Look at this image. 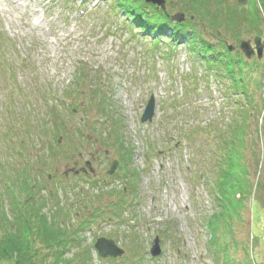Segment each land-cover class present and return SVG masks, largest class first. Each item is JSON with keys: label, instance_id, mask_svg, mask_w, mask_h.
<instances>
[{"label": "rangeland", "instance_id": "1", "mask_svg": "<svg viewBox=\"0 0 264 264\" xmlns=\"http://www.w3.org/2000/svg\"><path fill=\"white\" fill-rule=\"evenodd\" d=\"M252 2L262 17L256 29L237 40L226 32L221 35L234 48L240 39L254 47L253 38L259 37L263 49L257 59L262 60L264 17L257 0H224L229 6L251 7ZM108 4L109 0H0V159L14 158L16 163L14 152L22 149L27 158L37 155L44 161L45 146L52 143L55 154L45 161L47 171L39 176V187L43 194L57 190L55 198L61 196L63 204L68 198L60 189L64 186L81 187L84 195L89 186H97L108 194L104 201L119 199L124 189L117 214L100 217L79 234L81 246L91 247L86 264H130V255L142 251L148 258L144 264H224L225 257L227 264H264V141L257 133L264 115V110L257 113L264 102V82L259 91L250 86L256 106L248 125H243L234 105L244 103V97L228 91L226 80L203 77V66L193 61L187 48L155 47L151 36L142 37L123 25ZM76 87L80 95L74 93ZM95 87L99 100L90 98ZM151 95L154 114L141 122ZM63 100L71 103L74 115L52 132L48 112L67 115ZM77 105L84 110L78 112ZM230 122L246 130L236 163L257 185L237 205L236 214L214 221L221 228L213 238L204 222L218 208L200 169L216 164L211 152L217 151L218 132ZM65 131L68 140L62 136ZM63 146L68 153H62ZM64 154L72 160L66 163ZM113 160L118 163L108 175ZM85 161L91 169L86 176L65 175ZM91 192L98 193L95 188ZM155 236L161 252L151 257L148 249ZM98 237L112 239L124 250L122 256L99 258L93 248Z\"/></svg>", "mask_w": 264, "mask_h": 264}, {"label": "trees", "instance_id": "2", "mask_svg": "<svg viewBox=\"0 0 264 264\" xmlns=\"http://www.w3.org/2000/svg\"><path fill=\"white\" fill-rule=\"evenodd\" d=\"M254 3L249 7L247 3L229 6L224 4V0H165L162 9L144 0H109L108 8L117 12L123 19V25L134 30V33L142 37L151 36L155 47L164 44L168 49L187 48L193 61L203 66V77L226 80L228 91L244 97V103L234 107L238 109L241 123H246L247 126L248 117L253 114L256 106L252 104L255 91L252 87L259 91L264 82V59L247 60L237 48L228 51L221 33H229L231 39L237 40L254 31L262 20ZM257 4L264 17V0H257ZM175 13H182L183 20L171 19ZM210 34L215 37L213 41L208 37ZM256 71L257 76L253 75ZM194 73L196 74L195 69ZM95 89L90 98L99 100L101 95L98 88ZM74 93L80 95L79 87H76ZM63 105L67 108V115L54 109L48 112L52 132L62 129L64 123L74 115L69 101L63 100ZM75 109L80 112L84 107L77 105ZM263 110L264 102L257 113L260 114ZM260 126L257 133L262 135L264 141V115ZM237 127L233 122L224 123V128L218 132V152H211L215 154L216 164L212 169H200L201 176L205 177V186L212 192L214 207L218 208L204 222L213 238L221 228L218 221L222 218L230 219L232 214H236L237 205L257 185L256 181L251 183L246 178L243 167L236 163V155L240 153L237 146L247 138L246 130ZM62 136L64 140L69 139L66 131ZM191 136L192 133L190 138ZM62 148V153H68L64 146ZM52 149V143L45 146V159L40 160L41 162L37 155L33 158L24 156L22 149H19L20 154L14 152L19 158L16 163L14 158L0 159V261L9 260L13 264H86L89 262L87 258L91 257V247L81 246L83 240L79 234L91 228L100 217L109 218L117 214L116 208L120 204L118 200H123L124 189L119 190V199L115 201L107 197L104 201L103 197L108 195L107 192L93 185L89 186L90 190L85 191V195L81 187L60 188L68 195L64 204L60 200L61 196L55 198L59 195L57 190L43 194L38 178L43 171H47L45 161L55 154ZM260 155L261 153L258 158ZM130 156L129 154L127 157ZM64 159L66 163L70 162L72 156L64 154ZM91 188H95L98 193L91 192ZM236 195L242 198L236 199ZM254 203L258 204V201ZM256 208L251 207V235L254 230L253 221L257 216ZM215 220L218 221L214 222ZM133 257L134 261L130 264H144L148 260L143 251L135 256L130 255V258ZM109 261L113 262V259ZM223 262L227 264L230 260L225 257ZM238 264L256 263L247 260Z\"/></svg>", "mask_w": 264, "mask_h": 264}, {"label": "water", "instance_id": "3", "mask_svg": "<svg viewBox=\"0 0 264 264\" xmlns=\"http://www.w3.org/2000/svg\"><path fill=\"white\" fill-rule=\"evenodd\" d=\"M146 3L158 6L160 8H164L165 6V0H144ZM238 2H243V0H237ZM171 19L175 21H182L183 20V14L182 13H175L171 16ZM253 45L252 47L249 43L248 40H240L238 42V49L242 52L245 58L249 59L252 57V55L255 54L257 58H260L262 49H263V44L260 42V38L255 36L253 38ZM226 47L228 51H231L234 49L233 45L226 44ZM154 98L151 95L148 100L146 101V104L143 108L142 114L140 116V121L141 122H146L150 121L152 119V116L154 114ZM117 166V160H113L110 164L109 167L106 171L108 175H111L115 168ZM87 171L91 172V169L89 167V161L84 162V166L80 168H75L71 167L67 169L64 173L65 175L68 174V172L77 174L79 172H84L86 173ZM93 248L95 249L97 255L99 258H117L122 256L124 253V250L116 245V243L110 239V238H105V237H98L94 241ZM160 247H159V238L155 236L151 242H150V247L148 249V253L151 257H156L160 255Z\"/></svg>", "mask_w": 264, "mask_h": 264}]
</instances>
